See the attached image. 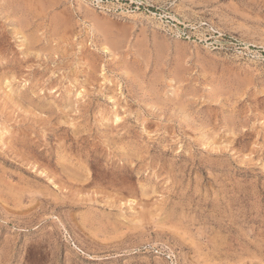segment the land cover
Here are the masks:
<instances>
[{"label":"rangeland","instance_id":"rangeland-1","mask_svg":"<svg viewBox=\"0 0 264 264\" xmlns=\"http://www.w3.org/2000/svg\"><path fill=\"white\" fill-rule=\"evenodd\" d=\"M0 264H264V0H0Z\"/></svg>","mask_w":264,"mask_h":264}]
</instances>
